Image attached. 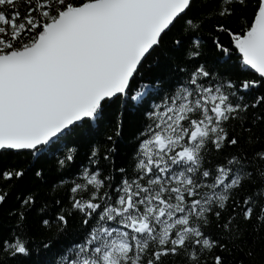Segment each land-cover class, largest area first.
<instances>
[{
	"label": "snow or ice",
	"instance_id": "snow-or-ice-1",
	"mask_svg": "<svg viewBox=\"0 0 264 264\" xmlns=\"http://www.w3.org/2000/svg\"><path fill=\"white\" fill-rule=\"evenodd\" d=\"M0 264H264V0H0Z\"/></svg>",
	"mask_w": 264,
	"mask_h": 264
}]
</instances>
